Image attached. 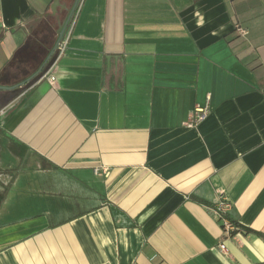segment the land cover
Listing matches in <instances>:
<instances>
[{
    "label": "crops",
    "instance_id": "1",
    "mask_svg": "<svg viewBox=\"0 0 264 264\" xmlns=\"http://www.w3.org/2000/svg\"><path fill=\"white\" fill-rule=\"evenodd\" d=\"M74 3L0 0V86ZM41 73L0 90V264H264V0H84Z\"/></svg>",
    "mask_w": 264,
    "mask_h": 264
},
{
    "label": "built area",
    "instance_id": "2",
    "mask_svg": "<svg viewBox=\"0 0 264 264\" xmlns=\"http://www.w3.org/2000/svg\"><path fill=\"white\" fill-rule=\"evenodd\" d=\"M84 0H77L76 5L71 13V16L69 17L65 29L56 43L50 58L45 62L43 65L41 78H45L47 82L52 86L56 79H55V72L57 69V64L59 60L64 56L68 46L69 42L72 37V31L75 25V22L78 18V15L80 13L81 7L83 5ZM241 35H245L244 31H240ZM207 99H209L207 97ZM209 112L208 104H205L203 107H196L194 110V113L191 117V121L187 124L189 128H194L198 126L201 121L207 116ZM101 172L103 175H107V170L105 168H101ZM94 173H98V170L95 169ZM229 208V203L226 200H221L218 202L217 209L215 210V213L218 215V217L222 220L224 219L223 216L225 215L227 209ZM233 225L229 223L226 219L223 221V230L225 234L229 235V233L233 230ZM219 249L221 252H225V246L224 244H221L219 246Z\"/></svg>",
    "mask_w": 264,
    "mask_h": 264
},
{
    "label": "water",
    "instance_id": "3",
    "mask_svg": "<svg viewBox=\"0 0 264 264\" xmlns=\"http://www.w3.org/2000/svg\"><path fill=\"white\" fill-rule=\"evenodd\" d=\"M76 2H77V0H75V3H74V5H73L72 9L69 11L68 16H67L66 20L64 21V23H63L62 25L59 24L58 29H57V31H56V33H57V38H56L55 44H54L52 50L49 52L47 58H46L45 61L43 62V65H44L45 62L50 58L51 53H52V51H53V49H54L56 43H57L58 40L60 39V37H61V35H62V33H63L64 29H65L66 23H67L69 17L71 16V13H72V11H73L75 5H76ZM43 65L37 70V72H35V73H34L31 77H29L27 80H25V81H23V82H21V83H18V84H13L12 86H9V87L0 86V90H8V91H12V90L17 89V88L21 87L22 85L28 83L32 78L38 76V75L41 73V71H42V69H43ZM40 69H41V70H40Z\"/></svg>",
    "mask_w": 264,
    "mask_h": 264
},
{
    "label": "trees",
    "instance_id": "4",
    "mask_svg": "<svg viewBox=\"0 0 264 264\" xmlns=\"http://www.w3.org/2000/svg\"><path fill=\"white\" fill-rule=\"evenodd\" d=\"M52 47V46H51ZM51 49V48H50ZM49 51L46 50L45 52V55L43 57V60L45 59V57L47 56ZM197 202H200L202 203L201 201L199 200H196ZM224 219H226L227 221H229L235 228L241 230L244 234H249V233H253V231H251L250 229L248 228H245V227H242L240 225H238L237 223L233 222L232 220H230L227 216H223ZM256 235H258L259 237H261L262 239H264V236L263 235H259L256 233Z\"/></svg>",
    "mask_w": 264,
    "mask_h": 264
}]
</instances>
